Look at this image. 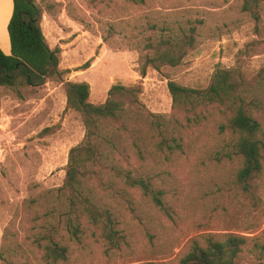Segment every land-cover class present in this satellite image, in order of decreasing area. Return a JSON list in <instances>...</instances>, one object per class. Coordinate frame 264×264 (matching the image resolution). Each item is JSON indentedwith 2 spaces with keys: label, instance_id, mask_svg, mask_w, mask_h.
Here are the masks:
<instances>
[{
  "label": "rangeland",
  "instance_id": "1",
  "mask_svg": "<svg viewBox=\"0 0 264 264\" xmlns=\"http://www.w3.org/2000/svg\"><path fill=\"white\" fill-rule=\"evenodd\" d=\"M36 2L45 40L59 48L61 73L36 87H0V264H51L33 239L54 207L69 149L84 137L79 114L66 108L65 82L86 81L93 103L103 102L113 84L137 85L146 111L171 116L168 80L205 87L218 66L238 68L250 80L264 74V0H258V19L242 10L243 0ZM195 24L194 45L180 64L149 66L141 75L147 36ZM217 108L186 129L184 153L142 162L164 191L167 214L135 194L134 211L120 219V248H108L88 230L80 242L65 241L68 258L55 264H178L191 238L227 233L248 238L235 264H264V167L253 195L241 192L234 183L238 160L214 157L226 139L218 132ZM261 122L264 129V117Z\"/></svg>",
  "mask_w": 264,
  "mask_h": 264
},
{
  "label": "trees",
  "instance_id": "2",
  "mask_svg": "<svg viewBox=\"0 0 264 264\" xmlns=\"http://www.w3.org/2000/svg\"><path fill=\"white\" fill-rule=\"evenodd\" d=\"M124 1L141 5L146 0ZM257 8L258 0H243L242 10L254 19L259 17ZM41 14L36 0H13L7 26L10 54L0 50V87L17 91L60 75L59 48L47 44ZM195 30L196 24L147 36L140 47L141 75L149 66L158 70L180 64L194 45ZM64 87L66 108L79 114L84 137L69 149L63 182L53 193L54 207L44 214L33 239L46 263L66 261L65 241L80 242L88 230L108 248H120L125 242L120 219L123 212L134 211L135 194L167 214L164 191L143 172L142 162L184 153L186 129L200 124L211 107H218V132L226 136L214 157L238 160L234 183L244 194L253 195L254 180L264 167V92L257 93L264 88V74L250 80L238 68L218 66L205 87L168 80L171 116L146 111L138 100L137 85L113 84L101 103L88 100L86 81H67ZM247 243L248 238L234 233L191 238L178 264H235Z\"/></svg>",
  "mask_w": 264,
  "mask_h": 264
},
{
  "label": "crops",
  "instance_id": "3",
  "mask_svg": "<svg viewBox=\"0 0 264 264\" xmlns=\"http://www.w3.org/2000/svg\"><path fill=\"white\" fill-rule=\"evenodd\" d=\"M12 11L13 0H0V50L4 54H10V41L7 26Z\"/></svg>",
  "mask_w": 264,
  "mask_h": 264
}]
</instances>
